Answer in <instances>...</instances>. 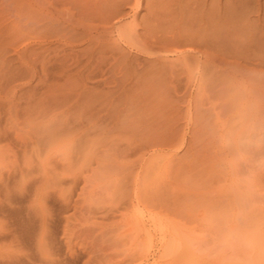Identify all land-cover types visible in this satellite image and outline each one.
Masks as SVG:
<instances>
[{
	"label": "rangeland",
	"instance_id": "1",
	"mask_svg": "<svg viewBox=\"0 0 264 264\" xmlns=\"http://www.w3.org/2000/svg\"><path fill=\"white\" fill-rule=\"evenodd\" d=\"M260 59L264 0H0V264H264Z\"/></svg>",
	"mask_w": 264,
	"mask_h": 264
},
{
	"label": "bare ground",
	"instance_id": "2",
	"mask_svg": "<svg viewBox=\"0 0 264 264\" xmlns=\"http://www.w3.org/2000/svg\"><path fill=\"white\" fill-rule=\"evenodd\" d=\"M52 18L56 19V21H58L61 25H62V30L64 31L65 29L69 28V23H67V20L66 19H63L61 15H54V14H51L50 15ZM64 17V16H63ZM69 17V16H67ZM206 17V16H205ZM213 18V17H212ZM75 22V21H74ZM73 22V23H74ZM76 23V22H75ZM75 25V24H74ZM73 26V25H72ZM89 26V25H88ZM86 25V27H88ZM85 27V26H84ZM72 28V27H71ZM76 28V27H75ZM87 29V28H86ZM89 29V27H88ZM91 31H89L90 33ZM65 32L62 33V36H64ZM88 33V34H89ZM212 33V32H211ZM216 35V34H215ZM91 37H95L93 35L90 34ZM98 37V36H96ZM213 39V38H212ZM255 39V38H254ZM222 40V39H221ZM257 43V42H256ZM259 43V42H258ZM248 44V43H247ZM263 44V42H262ZM244 45V44H243ZM256 45V44H255ZM258 45V44H257ZM240 46V45H239ZM242 46V45H241ZM259 47V46H258ZM245 48V46H244ZM251 48V47H250ZM252 49V48H251ZM257 50V49H256ZM247 51V50H246ZM253 53V52H252ZM257 53V52H256ZM254 52V58L257 57V55ZM252 56V55H251ZM211 59V64H212V67L214 66L215 67H222L220 61L216 58V57H212L210 58ZM209 59V60H210ZM259 59V58H257ZM203 61V60H202ZM260 62H263L264 63V59H260L259 60V63ZM206 63V62H205ZM210 63V62H209ZM249 63V62H248ZM229 67H230V70H229ZM227 68V66H226ZM219 71V69H216ZM223 70V69H222ZM225 70V68H224ZM228 70L230 73L234 74L235 77H234V81L237 82V77L238 75L241 77V82L243 81V83L240 84V87L244 89L245 91V96H246V100H245V103H249L250 101L251 102H256V104L258 103L257 106H260L259 104L264 101V74H262V70L261 69H250L248 68V66H241V65H229L228 66ZM227 71V70H226ZM216 72V71H215ZM221 72V71H220ZM230 98V97H229ZM227 99V98H226ZM230 100V99H228ZM262 101V102H261ZM250 102V103H251ZM261 107V106H260ZM263 108V107H262ZM245 109V108H244ZM264 109V108H263ZM237 110V109H236ZM235 110V111H236ZM241 112V111H239ZM243 113V111H242ZM264 123V122H263Z\"/></svg>",
	"mask_w": 264,
	"mask_h": 264
}]
</instances>
